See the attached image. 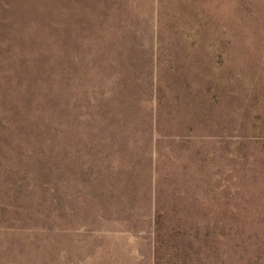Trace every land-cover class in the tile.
<instances>
[{
  "label": "rangeland",
  "instance_id": "obj_1",
  "mask_svg": "<svg viewBox=\"0 0 264 264\" xmlns=\"http://www.w3.org/2000/svg\"><path fill=\"white\" fill-rule=\"evenodd\" d=\"M0 2V264H264V0Z\"/></svg>",
  "mask_w": 264,
  "mask_h": 264
},
{
  "label": "trees",
  "instance_id": "obj_2",
  "mask_svg": "<svg viewBox=\"0 0 264 264\" xmlns=\"http://www.w3.org/2000/svg\"><path fill=\"white\" fill-rule=\"evenodd\" d=\"M0 6L1 7H8L9 6V2H0ZM10 55L9 53L6 54V59L9 58ZM30 61V59H28V57L26 56V58H24V63H28ZM28 84V80L26 81V83L23 85V79H19L18 81L15 82V85H14V89L12 90H17V88H21V87H24L25 85ZM28 89V92L30 91V87H27ZM20 106H22L23 108H29L32 104V99L31 97L29 96V94H27L25 97H24V100L22 102H19ZM16 107H19V106H16ZM7 108H12V107H8ZM2 111L1 112H7V111H3V110H6V109H1Z\"/></svg>",
  "mask_w": 264,
  "mask_h": 264
}]
</instances>
